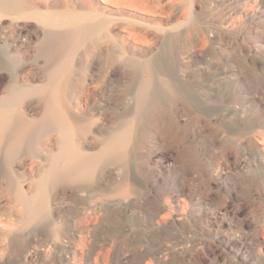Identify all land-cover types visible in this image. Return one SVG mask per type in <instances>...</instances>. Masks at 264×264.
Segmentation results:
<instances>
[{
	"label": "rangeland",
	"instance_id": "1",
	"mask_svg": "<svg viewBox=\"0 0 264 264\" xmlns=\"http://www.w3.org/2000/svg\"><path fill=\"white\" fill-rule=\"evenodd\" d=\"M31 1L63 26L44 36L39 21L4 16L0 45L20 34L27 48H13L12 63L40 80L54 61H74L69 100L94 119L77 141L85 154L134 109L138 80L154 79L165 99L143 112L129 146L85 191L52 190L44 220L28 223L0 194V264H136L130 232L184 237L163 240L167 251L150 264H264V0ZM159 56L173 60L171 72H138ZM182 86L192 98L179 95ZM37 139L26 169L17 165L27 194L52 156L39 158Z\"/></svg>",
	"mask_w": 264,
	"mask_h": 264
},
{
	"label": "bare ground",
	"instance_id": "2",
	"mask_svg": "<svg viewBox=\"0 0 264 264\" xmlns=\"http://www.w3.org/2000/svg\"><path fill=\"white\" fill-rule=\"evenodd\" d=\"M24 7L29 10L24 11ZM8 15L14 16L15 20L39 21L44 28V36L51 33L50 28L58 30L65 23L58 14L40 11L31 0H0V22ZM66 23L74 26L76 21L67 20ZM94 30L95 27L88 28L90 33ZM16 38L0 45V74L8 73L7 79H0V162L6 166V174L0 177V194L9 195L21 205L25 210L27 222L32 223L49 216V197L55 188L71 184L82 192L86 186L93 184L99 173L105 170L109 159L107 157L114 160L119 151L126 150L129 146L143 112L151 103L155 104L165 99V96L156 86L154 79L138 80L134 109L117 115L116 128L104 140L97 153L85 154L77 141L91 131L94 119L83 114L80 106L71 104L69 100L70 94L78 87L76 64L72 60L62 62L63 60L58 59L52 63L44 79L40 80L32 69L26 70L22 68L21 63L19 66L12 63V58L15 57L12 49L27 48L20 34ZM19 39H22L20 43ZM21 57L22 64L31 60L29 56ZM172 66V59L159 56L149 64L136 68L140 73L144 69L156 73L171 72ZM179 89L180 96L192 98V92L188 88L182 86ZM36 138L45 139L44 143L36 148L43 153L39 152V158L48 152H51L52 156L49 158L47 169L34 181L31 193L27 194L17 185L16 178L25 179L28 175L26 171L20 172L17 165L25 168L23 161ZM130 165L128 163L127 166ZM119 169L116 168L112 172L118 174ZM128 169L124 170V180H127L130 174ZM92 191L96 194L98 190ZM128 235L131 237L130 245L137 248L136 264H150L153 258L161 257L167 251L162 245L163 240L175 239L181 242L184 239L181 235H167L161 232H130ZM125 260L128 263L131 261L129 256H125ZM163 260V264H172L166 262L167 259Z\"/></svg>",
	"mask_w": 264,
	"mask_h": 264
}]
</instances>
